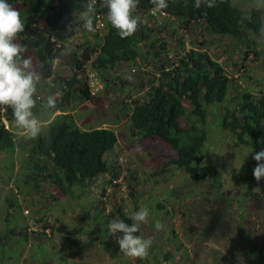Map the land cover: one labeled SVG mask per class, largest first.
<instances>
[{"label": "rangeland", "instance_id": "rangeland-1", "mask_svg": "<svg viewBox=\"0 0 264 264\" xmlns=\"http://www.w3.org/2000/svg\"><path fill=\"white\" fill-rule=\"evenodd\" d=\"M231 1L244 11V19H252L256 9L252 0ZM16 9L21 14V7ZM192 34L189 42L204 41L213 59H222L231 93L247 88L264 94V42L260 37L247 39L254 40L260 51L255 55L229 37L207 35L199 29ZM73 41L82 43L84 37ZM247 49L250 54L245 57ZM33 67L38 72L35 59ZM53 68L68 73L59 62ZM129 69L122 64L106 72L103 90L94 100L75 98L70 104L73 111L67 110L77 128H110L116 133V154L107 155V162L115 166L119 185H110L115 178L107 175L86 189L74 185L64 194L61 187L67 184L53 183L48 169L42 173L45 180L36 185L29 178L28 162L38 161L31 152L32 141L17 135L15 142L25 149L16 148L13 156L0 154V235L5 232L10 237L4 250L0 241V264H264V178L257 182L253 177L256 152L221 130L218 121L223 107L216 106L205 125L207 142L199 154L197 171L187 175L169 166L176 152L168 144L159 139L140 140L131 130L125 106L142 86L130 90L132 84L126 81L135 77L128 78ZM52 85L42 77L37 85L38 111L34 114L42 120L60 113L52 115L44 108L47 96L55 93ZM2 121L16 134L11 121ZM260 151H264V136ZM206 168L216 177L206 176ZM119 207L129 217L141 207L149 209L148 222L141 224L139 235L151 238L153 244L143 258L124 253L113 257L97 240L107 235L105 217L116 219L113 213ZM157 221L164 226L162 230L156 229Z\"/></svg>", "mask_w": 264, "mask_h": 264}, {"label": "trees", "instance_id": "trees-1", "mask_svg": "<svg viewBox=\"0 0 264 264\" xmlns=\"http://www.w3.org/2000/svg\"><path fill=\"white\" fill-rule=\"evenodd\" d=\"M7 2L14 8L21 7L25 31L20 33L21 37L16 42L24 48L23 55L37 60L41 77L53 82L52 90L62 92L57 103V110L62 113L50 119L51 124L37 138L31 139V152L38 161L28 162L31 167L29 178L36 185L45 180L42 173L47 169L51 172L49 177L53 183L67 184V187H61L64 194L70 193L74 185L86 189L94 180L107 175L115 178L110 180V185H119L113 184L118 176L115 166H109L107 162V155L116 154V133L110 128H77L71 120L72 116L64 114L70 110L75 98L83 101L96 98L90 95L86 82L81 78L83 65L95 71L102 81L106 72L122 64L141 67L143 61L155 68L158 78L153 76V79L147 80L142 72L136 76L137 81H126L133 88L142 86L125 106L129 112L131 130L140 140L159 139L168 144L176 152V157L168 165L181 169L187 175L197 171L199 154L207 142L205 125L210 110L216 106L223 107L222 117L218 121L221 130L229 132L244 148L260 151L264 136V94L260 92L256 95L247 88L231 93L230 77L213 59L210 51L205 50L204 41L190 42V49H184L173 65L162 58L168 41L157 34L167 31L168 27L154 29L148 26L144 14L153 6L149 0H138L132 12V16L140 20L132 36L122 39L107 21L105 31L92 34V39H89L91 35L84 34L82 43L70 39L74 32L67 31L66 26L74 13L83 9L86 0ZM194 4L195 0H187V6L185 0H168L165 10L182 26L192 24L196 29L201 27L207 35L229 37L251 48L253 54L260 55L254 40L247 42V39L260 37L264 10L254 9L252 19L246 20L244 11L231 0H216L213 8L205 5L196 8ZM170 27L174 32L176 24L172 23ZM53 37L55 42L52 41ZM58 43L60 48L57 47ZM180 44L184 46L182 42ZM248 49L245 57L250 54ZM55 59L64 69H68L67 75L54 70ZM142 83L147 84L143 86ZM36 111L35 107L33 112ZM4 115L13 126L11 109H6ZM1 119L0 112V154L13 156L16 148L25 149V146L15 142L16 134L5 129ZM183 122L184 126L181 124ZM204 170L206 176L216 177L209 169ZM115 210L113 217L129 225L133 222L121 207ZM110 217H105L106 226ZM8 233L14 235L13 231ZM5 236V232L0 235L3 250L10 238ZM97 240L111 256L122 253L116 244V237L109 235L108 231L106 236H98Z\"/></svg>", "mask_w": 264, "mask_h": 264}, {"label": "clouds", "instance_id": "clouds-1", "mask_svg": "<svg viewBox=\"0 0 264 264\" xmlns=\"http://www.w3.org/2000/svg\"><path fill=\"white\" fill-rule=\"evenodd\" d=\"M149 2L153 5L151 9L153 15L167 14L163 10L168 7V0H149ZM99 3L101 7L107 9V21L122 39L136 32L140 20L138 17L134 18L132 12L136 9L138 0H99ZM252 3L257 10H264V0H252ZM96 4L97 0H89L83 10L74 13L75 19L66 26L67 31H74L75 35L81 30L94 32ZM201 5L213 8L216 6V0H195L196 8ZM185 6H187V0H185ZM24 31L25 24L20 12L7 0H0V108L11 109L16 135L22 139L31 140L37 138L51 124V121L42 120L33 112L36 107L35 94L41 75L34 69L32 58L25 57L24 48L16 42L18 35ZM259 34L261 41L264 42V17L260 21ZM61 96L62 92L59 90L47 96L44 108L50 114H55ZM61 113L60 111L59 114ZM252 158L257 162L253 169V177L259 182L264 178V163H262L264 151L256 152ZM148 218L149 209L141 207L131 214L130 219L133 222L130 225L121 219L109 221L107 225L109 235L116 237V244L125 256L139 259L148 254L153 240L136 235L140 231L141 224L148 222ZM155 227L159 231L164 226L157 221Z\"/></svg>", "mask_w": 264, "mask_h": 264}, {"label": "built area", "instance_id": "built-area-1", "mask_svg": "<svg viewBox=\"0 0 264 264\" xmlns=\"http://www.w3.org/2000/svg\"><path fill=\"white\" fill-rule=\"evenodd\" d=\"M88 2H89V0H86L84 5ZM152 7H150L149 9L146 10V12L144 14V18L148 22V26L150 28L159 29V28L165 27V29H166L168 27L167 31H163L161 33H158L157 36H160V37H162L168 41L167 42L168 43L167 49L163 53L162 58H164L166 61H168L170 64L173 65L174 63H176V61L178 59V55L182 54V51L184 49H186V50L190 49V42L189 41L191 40L192 35H193L192 31L196 30V28L192 24L182 26L165 9L163 11L165 13H167L166 15H161L159 13H157L156 15H153L151 12ZM106 13H107V9L101 7L99 0H97V4L95 5V19L93 22V26L95 28V31L94 32H88L86 30H81V32L77 33L76 35H75V32L72 31V32H74L75 36L73 35L74 37H72L71 40H73L75 38L78 39L81 36L84 37V34H86L88 36L91 35L89 39H92V37H93L92 34L102 33L103 31H105L106 27H107ZM74 19H75V16L72 19H70L69 24H71L74 21ZM172 23L176 24L174 32H171L172 28L170 26L172 25ZM199 30L201 31L200 28H199ZM171 34H173L175 38L170 36ZM177 38L178 39L182 38V40H183L182 43H184V46H182V49L180 48L181 47L180 46L181 41H178ZM52 41L55 42L56 39L53 37ZM57 47L60 48L59 43L57 44ZM216 61H217V63L221 64L222 59H218ZM57 63H58V59H55L53 65H56ZM140 65H141V67H138V66L130 67V69H129L130 73L128 76L129 79L135 77L133 81H137L136 76L142 74V72H144V74L147 76V78H146L147 80L153 79L154 78L153 76L158 78L159 74H157L155 72V68L148 66L146 63H143V61H141ZM81 78L86 82L87 87H88L89 92H90V95L92 97H96L98 94H100L102 92L103 84L101 82L102 81L101 78L99 77V75L95 71H92L89 67H87V65L82 66ZM130 89H133V86H131ZM60 99H61V97H60ZM60 99H59V101H60ZM0 112L2 114V118H6L4 115V113H6V108H0ZM2 123L5 127V129H7V130L11 129L10 124L7 125L5 123V121H2ZM113 184H118L117 180H114Z\"/></svg>", "mask_w": 264, "mask_h": 264}, {"label": "crops", "instance_id": "crops-1", "mask_svg": "<svg viewBox=\"0 0 264 264\" xmlns=\"http://www.w3.org/2000/svg\"><path fill=\"white\" fill-rule=\"evenodd\" d=\"M37 108V107H36ZM37 111H38V109H37ZM71 111H73V110H71ZM40 112V111H39ZM56 113L58 112V111H55ZM65 114H68L69 112H64ZM71 113H73V112H71ZM82 129H84V130H87L86 128H82ZM88 129H90V128H88Z\"/></svg>", "mask_w": 264, "mask_h": 264}]
</instances>
